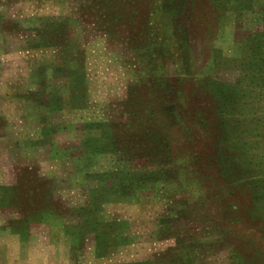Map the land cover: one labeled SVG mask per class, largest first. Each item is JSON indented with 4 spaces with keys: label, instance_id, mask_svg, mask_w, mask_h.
<instances>
[{
    "label": "rangeland",
    "instance_id": "1",
    "mask_svg": "<svg viewBox=\"0 0 264 264\" xmlns=\"http://www.w3.org/2000/svg\"><path fill=\"white\" fill-rule=\"evenodd\" d=\"M0 264H264V0H0Z\"/></svg>",
    "mask_w": 264,
    "mask_h": 264
}]
</instances>
